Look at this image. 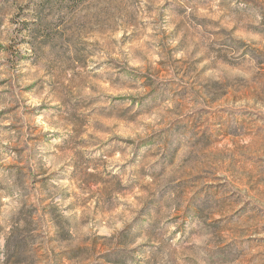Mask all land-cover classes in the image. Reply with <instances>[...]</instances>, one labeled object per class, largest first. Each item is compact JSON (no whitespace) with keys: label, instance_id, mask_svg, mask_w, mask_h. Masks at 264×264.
<instances>
[{"label":"clouds","instance_id":"clouds-1","mask_svg":"<svg viewBox=\"0 0 264 264\" xmlns=\"http://www.w3.org/2000/svg\"><path fill=\"white\" fill-rule=\"evenodd\" d=\"M0 4V264H264V0Z\"/></svg>","mask_w":264,"mask_h":264},{"label":"rangeland","instance_id":"rangeland-1","mask_svg":"<svg viewBox=\"0 0 264 264\" xmlns=\"http://www.w3.org/2000/svg\"><path fill=\"white\" fill-rule=\"evenodd\" d=\"M4 3H7V0H3ZM231 0H225V3H230ZM0 7H2V4H0Z\"/></svg>","mask_w":264,"mask_h":264}]
</instances>
